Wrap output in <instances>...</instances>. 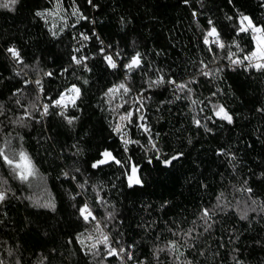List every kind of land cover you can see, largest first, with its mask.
I'll use <instances>...</instances> for the list:
<instances>
[{
	"label": "trees",
	"instance_id": "1",
	"mask_svg": "<svg viewBox=\"0 0 264 264\" xmlns=\"http://www.w3.org/2000/svg\"><path fill=\"white\" fill-rule=\"evenodd\" d=\"M241 14L264 28V0L0 7V149L16 161L23 151L34 169L22 182L0 157L2 264H264V71L228 58L231 51L242 60L254 48L249 33L237 35ZM212 26L224 49L205 45ZM80 33L88 37L82 46ZM137 53L141 64L129 71ZM121 83L127 94L106 95ZM73 85L75 106L66 99V107H54ZM217 105L231 124L214 115ZM128 112L131 123L120 120ZM105 151L121 163L94 168ZM133 166L140 183L130 187ZM84 205L95 219L80 215ZM97 225L124 253L90 247Z\"/></svg>",
	"mask_w": 264,
	"mask_h": 264
},
{
	"label": "snow or ice",
	"instance_id": "2",
	"mask_svg": "<svg viewBox=\"0 0 264 264\" xmlns=\"http://www.w3.org/2000/svg\"><path fill=\"white\" fill-rule=\"evenodd\" d=\"M89 2L91 3V0H89ZM185 2H187V0H185ZM230 2H231V0H230ZM16 3H17V0H6V2L0 3V7L10 8L11 5H15ZM73 14L77 15L78 10L74 9ZM36 15L41 16L43 14L40 12H37ZM194 15H195V13H194ZM79 18L85 19V17H83V16H80ZM229 19H232V18L229 17ZM238 23H239V28H238L237 35H239L240 33H248L250 31L251 33H253V40L256 42L255 49L251 53L245 54L243 57V60L248 61V65H247L248 67L255 68L257 71H264V28H261L259 26L254 25L252 19L249 16L243 15V14L240 15ZM209 24L212 25L211 20H209ZM256 34H259V35L257 36ZM209 37L215 38L213 42L219 48H221V49L225 48V44L219 39V33L217 32V29L214 26H212L210 28V30L204 36L205 45L209 44ZM83 39L87 40L88 37L83 36ZM235 47L238 50H240L238 44H236ZM209 50L211 51L212 49L210 48ZM6 51L11 55L12 58L16 59L17 62H20L19 61V52L15 48L9 47ZM101 52L103 53V49H101ZM234 55H235V53H232L231 51L229 52L228 58L233 65L243 63V61H241L239 59H233ZM105 60L110 67H112V68L116 67V64L113 61V58L111 56L105 55ZM73 61L76 64H80L82 62L81 59H77L75 56L73 57ZM140 64H141L140 54L137 53L135 56L132 57L131 61L125 67L129 71H131L133 68L139 67ZM202 74L205 76L209 75L208 72H203ZM46 75H51V73H47ZM36 83L39 84L40 82L37 81ZM153 83L157 84V85L162 84V83H164V79H163V77H161L160 79L153 81ZM168 83L174 85L180 91H183L186 88L185 84H176L175 81H172V80H169ZM120 89H123L125 94H127L129 92V88L125 84L121 83L118 86L110 88L108 90V93H106V95L114 94ZM67 91L69 93H75V95L66 98L65 95L62 93L59 99L53 101L54 107H66L67 106L65 104L66 99L70 100L72 105L75 106V100L78 99V97H79L80 89L77 88L75 85H73ZM189 91H190V89H189ZM216 107H217V111L214 112V115L216 117H218L219 119L225 120L229 124H231L232 123V117L228 114L227 111H225L224 107L219 106V105H217ZM47 113H48V106L45 105L44 112L41 113V115L42 116L47 115ZM61 115H63V112H61ZM131 116H132V113L128 112L126 115L120 116V120L121 121H128L131 123V119H130ZM65 119L67 120V122L69 124H72L74 118L65 117ZM140 119L143 120L144 119L143 116H141ZM17 122L20 123L21 121H17ZM195 123L197 124V126L200 125V122L198 120L195 121ZM140 127L144 128V130L146 132L148 131V129L142 124L140 125ZM114 131L117 133H120L121 132V126L118 124L116 126V128L114 129ZM123 142H124L125 146H127L131 141L124 139ZM149 143H152V141L149 140ZM152 147L155 148L156 145L152 144ZM125 151H127V147H125ZM18 155H19V161H16V160L12 159L8 154H5L3 149H0V157L3 158L5 164H7L13 168L15 175L22 182L28 181L29 177L34 175V169L31 167V161L28 159L27 155L23 151H20ZM102 155L105 157V159L100 160L97 163H94L92 165L94 168L97 167L98 164L108 163L109 160H113L117 164L121 163V161L116 160L115 157H113L112 154L108 151H105ZM157 159H160V157L157 156ZM175 159H177V157H175V156L171 158V160H175ZM171 160H163L162 162H163V164L168 165L171 163ZM149 162H151V161H149ZM136 173H137V167L133 166L132 167V174L129 176V186L130 187L132 186V184H139L140 183V179L137 177ZM247 190L251 191V189H247ZM4 199H5V193H4V191H0V201H3ZM253 203H255V201H253ZM79 212H80V215L84 218V220L86 222L89 220V217H92V219H95V217L92 216V212L89 210L87 205L80 207ZM202 218H204L205 220H207L209 218L208 210H205L203 212ZM97 231L100 232L99 225H97ZM88 239H91V237H89ZM81 243H83L82 240H81ZM97 244H104L105 247L108 248V255L109 256H116L119 253H124V251H125L123 248H120L119 250H117L115 248H111L109 246V238L103 232H100V236L97 238L96 243L92 244L90 247L92 249H95ZM175 248H176L175 242L174 241L169 242V250H173ZM130 258L131 257L129 256V259ZM0 264H2V262H0Z\"/></svg>",
	"mask_w": 264,
	"mask_h": 264
},
{
	"label": "built area",
	"instance_id": "3",
	"mask_svg": "<svg viewBox=\"0 0 264 264\" xmlns=\"http://www.w3.org/2000/svg\"><path fill=\"white\" fill-rule=\"evenodd\" d=\"M249 34H250V36H251V38H252V40H253V33H251L250 31L248 32ZM257 36L259 35V34H256ZM83 36H87L86 34H84V33H80V39H81V41L78 43L79 45H81L82 46V44L84 43V41H85V39H83ZM214 37H209V43H213V44H215L213 41H214ZM253 43H254V48H253V50L255 49V47H256V42L253 40ZM252 50V51H253ZM252 51H250L249 53H251ZM248 53V54H249ZM241 61H243V63H241V64H237V66H239V67H241V68H250V67H248L247 65H248V61H244L243 59L241 60ZM115 64H116V62H115ZM253 69H255V68H253ZM113 87H115V86H113ZM112 87V88H113ZM136 96H139L140 95V92H138V93H136L135 94ZM138 99V98H137Z\"/></svg>",
	"mask_w": 264,
	"mask_h": 264
},
{
	"label": "rangeland",
	"instance_id": "4",
	"mask_svg": "<svg viewBox=\"0 0 264 264\" xmlns=\"http://www.w3.org/2000/svg\"><path fill=\"white\" fill-rule=\"evenodd\" d=\"M75 95V93H68V94H66L65 96H66V98L67 97H70V96H74ZM132 174V170H131V173H130V175ZM129 175V176H130ZM136 175H137V173H136ZM128 180H129V178H128Z\"/></svg>",
	"mask_w": 264,
	"mask_h": 264
}]
</instances>
